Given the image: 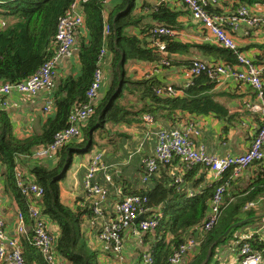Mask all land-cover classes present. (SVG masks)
I'll list each match as a JSON object with an SVG mask.
<instances>
[{
  "label": "trees",
  "instance_id": "16d2710c",
  "mask_svg": "<svg viewBox=\"0 0 264 264\" xmlns=\"http://www.w3.org/2000/svg\"><path fill=\"white\" fill-rule=\"evenodd\" d=\"M72 2L73 0H10L5 5L0 4V21L2 20L0 83L21 82L50 59L55 51L54 38L57 23L67 14ZM82 8L88 38L78 45L79 73L75 77L59 76L55 80L53 78L52 83L46 87L52 95L54 112L46 118L41 132L21 139L13 137L3 119L6 114L0 110V165L3 167L5 191L17 204L26 225L29 226L28 233L21 236L22 254L27 264H52L47 262L38 248L33 245L34 223L28 211L32 204L41 210L47 220L56 223L59 227L52 247L55 258L60 256L68 264H93L94 254L84 248V242L79 241L78 232L75 230L83 213L89 218L93 216L91 203L86 204L83 213H79L63 205L59 200V180L63 178L64 169L71 160L72 152L67 149L71 143L68 142L55 151L56 162L53 167H48L43 162L37 163L41 159L29 157L28 160H33V165L29 168V164L26 163L30 161L20 157L31 155L38 147L52 143L55 134L68 127L71 113L87 102L86 91L91 84L94 70L100 62L102 48L110 52L108 73L106 72L108 82L95 100L93 113L81 127L82 140L74 143L76 147L83 149L82 152L98 151L104 148L106 143L101 136L109 131L107 125L141 121L144 114L153 115L154 122L168 125L178 122L185 115H206L214 112L220 117L226 112L221 105L213 101L212 95L208 93L211 86L208 82L213 80L205 74L193 76L195 79L185 89L184 96H179L176 95L174 86L171 87L175 93H169L167 86L162 85L156 77L137 78L128 75L125 71L124 65L129 59L154 64L165 59L166 66L171 65L172 59L167 56V53L177 54L190 46L169 35L159 38L151 36L150 30L158 25L175 29L176 15L166 3H160L151 8V17L156 20L157 25L148 27L144 24L140 28L148 36L150 40L148 44L141 40L142 44L138 37L126 32V28L142 23V16L132 15L131 9H127L121 17L118 16L112 22L111 16L106 17L104 14V0H85ZM206 8L209 13L216 14L214 4L208 3ZM156 41L165 43V51L162 54L158 52L160 50ZM199 47L206 55L213 56V59L221 58L210 62L235 63V55L227 48L215 43H205ZM253 61L264 65V63ZM126 90H136L144 100L139 110L134 111L122 104L123 102H118V98ZM97 131H99L98 137L95 136ZM261 169L262 172L243 191L228 198L226 196L233 178L232 170L226 171L220 178L213 179L202 192L190 197H187V185L175 184L173 181L169 184L166 179L161 181V179L149 177L148 180L152 182L151 187L136 189L131 193L146 195L147 205L154 211L162 204L165 205L161 210L160 223L154 230L157 243H151L149 248L140 253L138 264L145 252L152 254L154 264H169L171 254L188 238L195 239L197 244L190 251L184 264H203L211 248L212 256L218 241L232 237V232L224 234L232 224L240 220L241 207L264 192V169ZM25 173L29 175L30 180L23 178ZM21 179L27 182L32 181L43 187L42 197L33 199L31 195L22 194L18 184ZM185 181L190 183V187H195L197 183V179L193 180V176L188 171L184 177ZM218 187L223 188L222 201L218 206V213L213 224L208 230H204L212 198ZM127 195H131L130 192ZM230 198L233 201H230ZM194 229L199 230L201 236H195ZM148 232L151 231L141 233ZM168 235L170 238L167 237ZM248 242L254 250L264 251V241L257 236H253ZM0 264L7 263L0 262Z\"/></svg>",
  "mask_w": 264,
  "mask_h": 264
},
{
  "label": "crops",
  "instance_id": "0c3cea01",
  "mask_svg": "<svg viewBox=\"0 0 264 264\" xmlns=\"http://www.w3.org/2000/svg\"><path fill=\"white\" fill-rule=\"evenodd\" d=\"M160 3H166L167 7L176 15L175 29H171L173 30L172 37L190 46L177 54L167 53V56L172 59L171 65L166 66L161 61L154 64L129 59L125 63L124 69L128 75L137 78L156 77L162 82V85L174 86L176 95L184 96L185 89L195 79L187 72L188 63L195 59L208 62L221 59H213V56L206 55L199 47V45L214 42L203 27L192 19L187 6L179 0H105L104 14L106 17L111 16L112 22L118 16L121 17L127 9H131L132 15L142 16V23L126 28V32L129 35H135L140 41L148 44L150 40L140 28L144 24L148 27L157 25L156 20L151 17V8ZM241 4L247 5L252 14L264 16V3L249 0H217L214 5L215 15L220 17V23L232 35L239 50L256 62L263 64L264 28L261 25L251 27L240 20L237 23V29L234 30L229 22L230 16ZM87 38L88 33L85 30H80L75 34V45L72 52L68 57L58 61L54 80L59 76L75 77L78 75L77 49L80 42L87 40ZM158 52L162 54V52ZM109 61L110 52L105 49L101 62L104 72L102 88L108 82L107 67ZM208 83L211 85L208 93L212 95L213 101L221 105L226 111L220 117L216 116L214 112H210L206 115H185L178 122L168 125L155 122L153 126H147L141 121H132L106 126L109 131L101 136L103 142L106 143L101 150L103 154L102 163L106 168L100 171L95 179L97 183L106 186L108 190L107 200L100 205L101 216L94 217L93 215L89 218L83 213L86 204L90 203L83 186L84 173L90 157L96 150L82 152L81 148L76 147L74 143H79L82 136L69 142L71 145L67 149L72 152V156L64 171L63 178L59 180V200L70 209L83 213L75 230L78 232L79 241L84 242V248L94 254L93 264H138L140 253L149 248L151 243H157L154 230L147 234L141 233L138 231L137 225L134 224L123 232L122 248L115 253L109 244L97 238V233L101 224L113 217V206L116 201L121 200L129 192L132 194L131 192L136 189L151 187L152 182L150 180L144 182L142 179L144 175L143 160L154 153L155 131L158 127L184 132L187 123H192L197 133H189V138L196 146L203 145L210 154L220 156L227 152L240 154L247 149L260 124L259 114L248 108V105L256 99L253 89L231 78H220ZM102 88L101 90H104ZM51 97V93L46 88L33 95H21L14 91L8 96L7 106L0 110L6 114L3 119L9 126L13 137L21 139L41 132L46 118L54 112ZM118 102H123L122 104L136 111L140 109L144 100L136 90H126L118 98ZM45 107H47V111L44 110ZM98 133L99 131L95 133V136L98 137ZM20 158L30 161V163H26L29 164V168L33 165V160H28L27 155ZM40 162L48 167H53L56 156L52 154L37 161V163ZM261 168L264 169V162L256 161L238 175H232L233 178L227 189L226 197H234L243 191L262 172ZM187 171L189 174L191 173L193 180L197 179L195 187H190V183L184 182ZM105 174H110L111 181L105 180ZM28 176L25 173L23 178L30 180ZM150 177L156 178V180L161 179V181L166 179L169 184L174 178L181 177L183 181L180 185H187V197L202 192L214 179L212 173L205 167L201 165L187 167L178 159H174L167 166L159 167L156 173ZM230 201L233 199L230 198ZM164 205L156 208V212H161ZM18 210L17 204L5 191L3 167L0 165V217L4 221L5 230L9 236L17 234ZM239 215L241 218L238 222L241 223L239 226L228 230L227 234L232 232V237L226 240L222 239L215 244L212 256L210 255L209 262L207 261L208 264H239L238 248L242 242L248 241L253 236L264 241V192L258 198L242 206ZM48 228L54 236L58 235L59 227L56 223L49 220ZM194 235L201 236V232L194 229ZM167 237L170 238V235ZM189 253L191 252L183 257L181 264H184L188 259ZM207 262L204 261L203 264ZM54 264L68 263L59 256L55 258Z\"/></svg>",
  "mask_w": 264,
  "mask_h": 264
},
{
  "label": "built area",
  "instance_id": "2783aa9c",
  "mask_svg": "<svg viewBox=\"0 0 264 264\" xmlns=\"http://www.w3.org/2000/svg\"><path fill=\"white\" fill-rule=\"evenodd\" d=\"M10 0H0V4L5 5ZM85 0H73L65 16L60 18L55 31V51L50 59L43 63L30 77L18 83H0V109L8 104V96L12 92L21 95H33L37 91L48 87L56 74V66L60 59L68 57L75 44V34L80 30H85V19L82 3ZM105 1V0H104ZM183 2L190 11L194 21L199 23L207 32L210 39L215 44L227 48L235 55V63L220 61L208 62L200 59L192 60L187 67L188 74L195 77L205 74L212 80L220 78H231L237 82L244 83L251 87L256 99L248 105V108L256 111L260 117V124L256 129L245 152L233 154L230 152L224 155L208 153L203 145L196 146L189 138V133H197L192 123H187L186 131L177 129H167L158 127L155 131L156 144L154 153L143 160L144 175L143 181L155 173L159 167L169 165L174 159L180 160L187 167L201 165L208 169L214 179L220 178L223 173L232 170L233 175H238L243 169L254 161L264 162V65H259L248 55L239 50L234 38L220 23V17L209 13L206 9L208 3L216 4L217 0H179ZM257 3H264V0H251ZM243 21L248 26L261 25L264 28V16H257L248 10V6L241 4L230 16L229 22L232 28L237 29L238 21ZM2 26V20L0 21ZM151 36L156 38L173 35L171 28L158 25L150 30ZM158 49L165 51V43L156 41ZM105 48H102L100 62L93 73V78L86 91L87 102L76 108L69 117L68 127L55 134L52 143L38 147L31 155L36 159H44L52 154L62 145L81 138V127L87 118L93 113L95 100L102 88L104 72L101 62ZM161 63L167 65L165 59ZM169 93H175L171 86H167ZM47 111V107L44 108ZM141 122L147 126L155 124L151 114H144ZM82 150V149H81ZM102 152L96 150L90 157L83 178V186L86 195L91 203L94 217L101 216L100 205L107 200V187L97 183V174L106 167L102 163ZM105 180L111 181L110 174H105ZM181 177H176L173 183L180 184ZM22 194L31 195L33 199H40L44 188L32 181L19 180ZM223 188L218 187L212 198V205L204 230H208L213 224L218 213V206L222 201ZM146 195L131 194L116 201L113 206V217L106 223L101 224L98 229L97 238L110 245L113 252L121 250L123 244V232L133 224L141 232L155 230L161 219V212L152 210L148 205ZM253 204V203H251ZM29 216L33 220V245L38 248L44 259L49 263H55V256L52 251L54 235L50 233L48 221L42 215L41 210L30 205ZM149 214L148 216H146ZM142 217L139 219V217ZM17 234L9 236L6 233L4 221L0 217V262L7 264H27L23 258L21 249V236L28 233L25 219L20 210L17 213ZM197 242L193 238H188L171 254L169 264H181L183 257L190 252ZM239 264H264V251H256L248 241H244L238 248ZM140 264H154V257L150 252L142 254Z\"/></svg>",
  "mask_w": 264,
  "mask_h": 264
},
{
  "label": "water",
  "instance_id": "95a60500",
  "mask_svg": "<svg viewBox=\"0 0 264 264\" xmlns=\"http://www.w3.org/2000/svg\"><path fill=\"white\" fill-rule=\"evenodd\" d=\"M82 150H83V149H82ZM64 171H65V169H64ZM141 218H142V217L140 216L139 219H141ZM240 223H241V222H236V223L232 224L231 227H230L229 229H231V228H235V227L239 226ZM229 229H228V230H229ZM228 230L225 232L224 235L227 234ZM210 255H211V252H210V253L208 254V256L206 257L205 262L208 261Z\"/></svg>",
  "mask_w": 264,
  "mask_h": 264
}]
</instances>
